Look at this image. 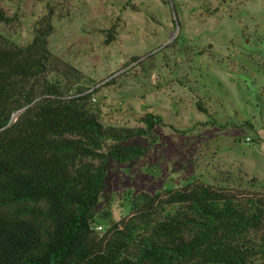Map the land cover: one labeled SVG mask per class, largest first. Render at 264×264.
Wrapping results in <instances>:
<instances>
[{
	"label": "rangeland",
	"instance_id": "374dc122",
	"mask_svg": "<svg viewBox=\"0 0 264 264\" xmlns=\"http://www.w3.org/2000/svg\"><path fill=\"white\" fill-rule=\"evenodd\" d=\"M0 6L14 18L0 32L17 45L52 15L53 64L42 91L50 85L93 92L88 107L105 126L138 127L148 112L166 124L156 127L159 139L145 157L112 164L98 217L107 210L112 222L126 220L144 195L195 182L239 196L264 194V0H0ZM112 26L117 35L105 45ZM99 220L96 231L104 234L108 223Z\"/></svg>",
	"mask_w": 264,
	"mask_h": 264
},
{
	"label": "trees",
	"instance_id": "16d2710c",
	"mask_svg": "<svg viewBox=\"0 0 264 264\" xmlns=\"http://www.w3.org/2000/svg\"><path fill=\"white\" fill-rule=\"evenodd\" d=\"M13 21L0 6V26ZM53 31L48 13L24 45L0 32V264H264V194L195 182L144 195L126 220L98 217L112 164L145 157L166 124L148 112L138 127L105 126L93 92L42 91Z\"/></svg>",
	"mask_w": 264,
	"mask_h": 264
},
{
	"label": "built area",
	"instance_id": "2783aa9c",
	"mask_svg": "<svg viewBox=\"0 0 264 264\" xmlns=\"http://www.w3.org/2000/svg\"><path fill=\"white\" fill-rule=\"evenodd\" d=\"M246 141L248 142V141H249V138H246ZM96 229H97V230H101V227L99 226V227H97Z\"/></svg>",
	"mask_w": 264,
	"mask_h": 264
}]
</instances>
